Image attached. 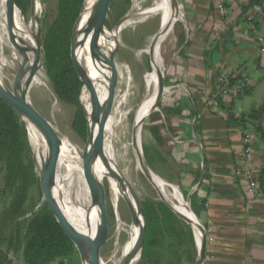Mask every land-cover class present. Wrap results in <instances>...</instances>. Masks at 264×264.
<instances>
[{"label": "crops", "instance_id": "obj_1", "mask_svg": "<svg viewBox=\"0 0 264 264\" xmlns=\"http://www.w3.org/2000/svg\"><path fill=\"white\" fill-rule=\"evenodd\" d=\"M251 2L178 0L184 19L167 82L181 90L164 96L168 120L161 118L152 134L165 147L175 136L188 142L184 180L199 188L194 211L207 231L204 264H264V141L258 131L264 130V16ZM243 76L249 85L238 98L220 93L223 81L231 89ZM247 136L251 158L245 156ZM246 167L259 180L256 196L239 175Z\"/></svg>", "mask_w": 264, "mask_h": 264}, {"label": "rangeland", "instance_id": "obj_2", "mask_svg": "<svg viewBox=\"0 0 264 264\" xmlns=\"http://www.w3.org/2000/svg\"><path fill=\"white\" fill-rule=\"evenodd\" d=\"M85 1L83 0L82 7ZM22 2L26 6V11L17 7L21 11L27 27L38 37L39 50L41 52V38L45 34L46 26L58 15V0H22ZM154 4L155 0H130L128 5L125 0H108L103 15V27L106 35L113 33L122 22L123 24L128 22L130 19H126L132 15L130 24L119 33L115 41L117 87L109 109L108 119L110 122V142L115 163L118 169L128 177L142 203H145L146 200L155 203L162 202L154 186L146 178L143 171L140 170L135 147L133 146L136 116L141 104L148 95L146 75L153 72L150 50L156 35L161 29L160 15L146 14L141 16V13L153 7ZM4 5L6 4L3 2L0 12ZM183 13V8H180L171 33L160 47L163 65H165L164 71H166L165 97L172 96L173 98L176 96V92L181 90L176 84L172 85L167 82V77L169 67L173 63L171 60L175 58L178 51L175 32H177L181 20L184 19ZM27 38L29 41L28 35ZM9 41L4 44L0 43V62L6 61L4 66H1L0 72L7 88L13 91L16 78L25 67L32 45L28 41H26L27 43H22L13 35L10 36ZM40 54L42 67L35 72L36 79H32L28 86L22 83L21 92L29 98L35 109L51 125L61 140L69 141L73 145L72 149L83 156H91L86 122L82 125L78 124L77 107L63 102L55 94L51 80L44 69L43 55L42 53ZM100 70L101 68H98L96 61L86 70L81 90V97L84 96V102L91 92L95 91V87L99 85ZM163 98L158 108L143 126L141 137L142 155L151 172L179 191L189 208L198 217L194 211V206L197 201L196 194L199 188L190 189L186 184V180H184L190 167L188 160L182 158V156H185V147H187L188 142H185L181 136L173 135L175 137L171 139L170 146L165 147L156 142L152 135L154 126L160 127L161 122H163L160 117L168 120L167 112L163 111V100L168 98ZM189 124L192 126L196 125L192 120ZM193 133H196V126H193ZM27 136L29 139V134ZM31 139L32 137L29 139V147L36 164L34 156L36 144ZM94 162L95 165L99 166L98 162L95 160ZM63 171L60 170V173H63ZM38 174V183L30 189L29 202L26 209L28 215L36 211L40 205L46 203L41 185V174L40 172ZM4 176L2 165L0 164V191L4 187ZM99 183L105 193V204L96 225L95 237L98 240V251L103 263L115 264L119 261L123 250L130 242L136 226L134 218L123 198H120L118 202L113 200L109 183L103 174ZM195 190L196 193H194ZM2 208L3 199L0 196V212ZM98 210L99 204L94 217L97 215ZM168 223L173 226V230L170 228L172 234L170 233L164 239H161L159 232L153 234L155 240L162 241V246H164L162 251L158 247L153 248L151 255L146 258L143 256L138 264H197L198 243L192 228L189 226L188 229V224L187 226H178L175 222L172 223L170 221ZM189 232L193 234L192 240ZM11 259L14 264H26L22 254H11ZM66 264L85 263L80 252L76 249V254Z\"/></svg>", "mask_w": 264, "mask_h": 264}, {"label": "trees", "instance_id": "obj_3", "mask_svg": "<svg viewBox=\"0 0 264 264\" xmlns=\"http://www.w3.org/2000/svg\"><path fill=\"white\" fill-rule=\"evenodd\" d=\"M125 1L127 5L130 2ZM16 4L26 11L22 0H16ZM82 4L83 0H58V15L46 26L41 38L44 69L54 92L63 102L77 107V123L81 125L86 122L84 96L81 97V73L94 62L87 51L79 50L74 44V28ZM254 6H260L264 16L263 1L252 0L250 8ZM258 131L264 141V130ZM157 132V140L163 143ZM27 135L21 116L0 96V164L5 175L4 187L0 191L3 199L0 212V264H14L11 254H22L26 264H66L76 254V248L57 223L48 204L43 203L30 215L26 211L30 189L39 181V171ZM143 206L148 223L143 255L146 258L153 248L158 247L162 251L164 247L162 241L154 239L153 234L159 232L161 239H164L172 232L170 228L173 230L168 222H175L178 226L187 224L163 202L146 200ZM189 234L192 240L193 234Z\"/></svg>", "mask_w": 264, "mask_h": 264}, {"label": "bare ground", "instance_id": "obj_4", "mask_svg": "<svg viewBox=\"0 0 264 264\" xmlns=\"http://www.w3.org/2000/svg\"><path fill=\"white\" fill-rule=\"evenodd\" d=\"M3 2L6 5H4L0 12V43L4 44L6 42H10L9 38L11 35L22 41V43H27L26 41H28V35V42L31 43L33 48L34 40L29 27H27L25 23L21 11L16 5L10 6L9 0H0V8ZM93 2L94 0H88V6H90ZM146 14L160 15L161 28L163 26L165 32L161 37L159 45L157 46L153 54V72L146 75L148 95L144 102L141 104L135 121L136 134L135 139H133V146L135 147L134 149L141 171H143L141 167V137L143 130L141 121L146 116H148L155 105L160 83V73L164 74L165 66L163 65V56L161 55L160 47L167 36L171 33L173 29V22L175 21L173 20L174 11L171 0H155L154 6L149 8L147 11L142 12L141 16ZM131 17L132 15L126 19H130L128 22L122 24L120 28H116L113 33H110L109 35L104 34L101 37L98 36V33H95V27L93 25H88L84 31V38L87 41V49L89 48V44H91L92 40H95L99 44L100 48H106L109 51L114 50L115 41L119 33L130 24ZM86 20L87 17L84 18L83 26L86 23ZM24 31L27 33V35ZM26 60L27 61L25 66L29 67L32 66L35 62L32 49L31 53L28 54ZM94 61H96L98 68H101L100 83L97 87H95V91L85 99L87 112L91 111L98 99L101 102H105L108 93L107 69L99 60ZM5 63L6 61L0 62V69L1 66H4ZM32 79H36L35 75L32 72L28 71L24 74L21 84L24 83L28 86V84L32 82ZM0 83L6 89H8L2 79L1 72ZM19 92L21 95H23V93L21 92V86ZM24 122L28 130L29 139L32 137L36 144V148H34V156L37 169L41 173L44 170L47 159L46 143L40 130L28 116H24ZM93 128L94 132L101 140L103 147L105 148L107 157L111 162L114 170L123 175L127 180H129L128 177L118 169L114 160L115 158H113V150L110 142V122L108 119V113L102 114ZM72 147L73 145L69 141L60 139V142L57 144V147L55 149V180L53 189L54 197L66 222L69 223L71 228L83 242L89 244L90 236L95 237V229L99 220V210L95 217L94 215L98 204L100 209L101 198L100 194L98 193V181L100 180L101 175L103 174L108 181L110 190L112 191L113 200L115 202H118L120 198H123V195L121 194L117 183L108 177V172L102 162L98 161L99 166H94L89 158L83 156L76 150L74 151ZM60 170H64L63 173H60ZM154 182L161 190L165 198L174 206L176 210L180 211L187 217L196 220L191 209H189V205L180 195L179 191H177L174 187L166 184L156 175H154ZM135 226L136 229L135 231L133 230L134 234L131 235L130 242L128 243V245L126 244L127 247H125V250H123L121 258L115 264H121L123 258L127 256L133 249L139 234V227L137 224H135ZM194 233L196 236V240L199 243L202 236L201 229L196 226V228L194 229ZM81 252L84 256L85 264H94V261L87 249L83 248ZM134 258H137V256L133 257L132 260Z\"/></svg>", "mask_w": 264, "mask_h": 264}, {"label": "water", "instance_id": "obj_5", "mask_svg": "<svg viewBox=\"0 0 264 264\" xmlns=\"http://www.w3.org/2000/svg\"><path fill=\"white\" fill-rule=\"evenodd\" d=\"M87 1L88 0L85 1L82 7L81 13L79 15V18L75 24L74 44L79 50L87 51L93 60H99L104 65V67L107 69L108 93H107V98L105 102H101L98 99L96 104L94 105V107L91 109L90 112H87V110H85L88 143H89L90 152H91V156H85V157L89 158L94 166H96L94 160L96 162L100 161L103 163V165L105 166L108 172V177L117 183V186L119 187L121 194L123 195V200L127 204L134 218V223L137 224L139 227V234H138V237L136 239L133 249L129 252L127 256L123 258L121 262V264H138V262L143 258V255H144V244H145V240L147 236V229H148L145 209H144L141 199L139 198L131 182L127 180L123 175H121L120 173L114 170L111 162L109 161L107 157L105 148L103 147L101 140L99 139L97 134L94 132V128H93L102 114L104 113L109 114V109L114 99L116 87H117V68H116L114 50L109 51L106 48H103V49L100 48L99 44L95 40H92L91 44H89V48L87 49L86 47L87 41L84 38V31L86 27L91 24L95 27V33H98V36L101 37L105 34V30L103 27V19H104L103 15H104L105 7L107 6L108 0H94V2L90 6H88ZM171 2H172L173 11H174L173 20H176L178 12L180 11V6L178 3V0H171ZM9 5L10 6L16 5L15 0H9ZM85 17H87V20L83 26V21ZM122 24L123 22L119 24L117 28H120ZM29 30L34 40L32 50H33L35 62L33 63L32 66L30 67L25 66L20 71V73L18 74L16 78L13 91L6 89L0 83V96L19 114V116H21L23 121H24V116H28L38 127V129L40 130L45 140L46 147H47V159H46L44 170L40 173L41 174V185H42L43 192L45 195L46 203L48 204L57 223L61 226L64 233L74 244L75 248L80 252L84 263H85L84 256L81 252L83 248L89 251L91 258L94 261V264H103V261L98 251V240H96V237L90 236L89 244H86L85 242H83L81 238L71 228L69 223L66 222L57 204V201L54 197L53 189H54V180H55L54 179L55 177V149L57 147V144L60 142V138L55 133L51 125L45 120V118L35 109L31 101L29 100V98L24 93L23 95H21L19 92L21 81L23 79L24 74L27 73L28 71L35 74V72L42 67V60H41V54H40L41 52L39 50L40 44H39L38 37L35 35V33L31 29ZM164 32L165 30H164V27L162 26V28L160 29V31L158 32V34L156 35L152 43L151 53H150L152 59H153V54L155 52V49L159 45V41L161 37L163 36ZM85 72L86 70L82 71L81 73L83 77V82L85 79ZM165 79H166V71H164V74L160 73V83H159L155 105L152 111L148 114V116H146L141 121V126L145 125V122L150 118L153 112L158 108L162 98L164 97L165 92H166ZM135 134H136V128H134L133 139H135ZM141 167H142L144 175L151 182V184L154 186L155 190L157 191L161 201L178 218L183 220L193 230L196 228V226L201 229V233H202L201 240L199 243L197 242L198 243L197 264H204L205 247H206V239H207L206 228L202 225L201 221L198 219L195 213L192 212L196 218V220H193L187 217L186 215H184L183 213H181L180 211L176 210L174 206L165 198L161 190L155 184L154 174L149 169L143 155L141 157ZM98 193L100 194V198H101L100 209H99V217H100L101 213L103 212V208L105 204V193L99 181H98ZM103 215L105 214L103 213ZM135 256H137V258H134L132 260V258Z\"/></svg>", "mask_w": 264, "mask_h": 264}, {"label": "built area", "instance_id": "obj_6", "mask_svg": "<svg viewBox=\"0 0 264 264\" xmlns=\"http://www.w3.org/2000/svg\"><path fill=\"white\" fill-rule=\"evenodd\" d=\"M181 8V6H180ZM257 12L262 14V10L260 8L257 9ZM252 19V18H251ZM252 21V20H251ZM262 41V40H261ZM237 78V77H236ZM249 85V77L243 76L241 78H237L236 80V85L234 88H229L230 84L227 81H223L221 88H220V93L225 95L227 92L232 93V98L236 99L240 95V93L247 88ZM179 88V86H177ZM252 155V149L250 146V140L249 136L246 137L245 139V156L247 158H251ZM240 177L247 182V192L251 195H258L259 189H260V184L259 180L256 178L253 170L250 167H246L242 169V171L239 173Z\"/></svg>", "mask_w": 264, "mask_h": 264}]
</instances>
